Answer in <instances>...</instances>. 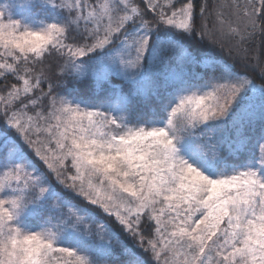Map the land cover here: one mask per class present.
I'll list each match as a JSON object with an SVG mask.
<instances>
[{"label":"snow or ice","instance_id":"snow-or-ice-1","mask_svg":"<svg viewBox=\"0 0 264 264\" xmlns=\"http://www.w3.org/2000/svg\"><path fill=\"white\" fill-rule=\"evenodd\" d=\"M258 31L264 0H0V264H264Z\"/></svg>","mask_w":264,"mask_h":264},{"label":"trees","instance_id":"trees-1","mask_svg":"<svg viewBox=\"0 0 264 264\" xmlns=\"http://www.w3.org/2000/svg\"><path fill=\"white\" fill-rule=\"evenodd\" d=\"M213 0H209V3L211 4ZM197 3H199V0H197ZM199 23V21H198ZM209 26L211 27V19H209ZM217 40L219 42L209 45L208 41L205 40V45H208L210 47L211 51L219 57H223L224 59H227L229 61H232L234 59V53L230 51L234 45V41L228 39L227 37H220L217 36ZM192 46L194 49L199 50V46L192 42ZM245 46L249 49L250 54H254L257 56L261 61H264V33L256 32L253 37L246 41ZM57 63L58 61L56 58H49L45 61L46 66V72L48 75V82H51L54 89L59 87H62V85H59V81L57 80ZM251 68V65L249 66ZM257 83H259V80H257ZM42 87L47 90V82L42 85ZM0 90H3V81H0ZM145 259H150V254L144 256Z\"/></svg>","mask_w":264,"mask_h":264},{"label":"rangeland","instance_id":"rangeland-1","mask_svg":"<svg viewBox=\"0 0 264 264\" xmlns=\"http://www.w3.org/2000/svg\"><path fill=\"white\" fill-rule=\"evenodd\" d=\"M13 14L16 15L17 18H18V13H17V12L14 11ZM8 80H9V83L14 82V81L12 80V77H9Z\"/></svg>","mask_w":264,"mask_h":264}]
</instances>
